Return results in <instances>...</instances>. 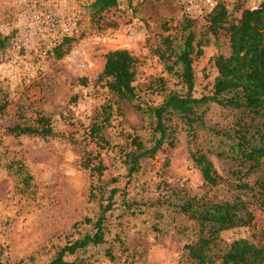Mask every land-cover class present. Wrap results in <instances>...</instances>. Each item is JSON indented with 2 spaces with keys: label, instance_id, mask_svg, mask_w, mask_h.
<instances>
[{
  "label": "rangeland",
  "instance_id": "1",
  "mask_svg": "<svg viewBox=\"0 0 264 264\" xmlns=\"http://www.w3.org/2000/svg\"><path fill=\"white\" fill-rule=\"evenodd\" d=\"M27 1L0 0V39L7 40L0 48V259L6 264H48L63 245L93 231L99 205L91 192L99 198L92 188L105 179L82 162L94 152L106 164L104 177L115 178L108 190L118 191L106 214L104 242L80 251L78 258L88 264H192L184 246L198 238V226L176 204L191 196L213 201L237 194L259 196L254 182L260 171L251 174L249 187L242 189L229 173L228 161L216 154L228 150L240 110L215 103L204 107V122L212 132L197 130L192 142L173 117V145H163L155 159H142L131 177L123 154L132 137L148 146L154 136L152 121L135 104L155 106L168 91H186L173 58L167 63L159 58L158 52L169 54L165 38L180 44L190 20L202 49L193 57L192 94L201 96L211 92L217 74L214 58L229 53L227 36L208 31L209 12L198 0L189 11L180 0H121L119 10L100 17L91 13L92 0H44L60 20L55 30L36 27ZM218 2L231 13L238 3L253 8L261 0ZM72 15L76 29L61 37V24ZM67 38L70 41L63 43ZM61 43L64 53L56 57L54 48ZM120 48L138 59L133 82L137 101L117 100L99 79L105 54ZM104 106L110 107L103 129L109 144L101 148L87 133L89 124L103 117ZM36 112L50 118L54 136L7 132L5 127L15 122L33 123ZM190 149L208 150L221 176L217 186L203 182ZM260 198L262 202L250 206L253 224L222 231L215 251H224L236 239L264 244Z\"/></svg>",
  "mask_w": 264,
  "mask_h": 264
},
{
  "label": "trees",
  "instance_id": "2",
  "mask_svg": "<svg viewBox=\"0 0 264 264\" xmlns=\"http://www.w3.org/2000/svg\"><path fill=\"white\" fill-rule=\"evenodd\" d=\"M120 1L92 0L88 6L92 15L100 17L109 11L119 10ZM242 6V3L236 4L229 13L225 3L218 2L207 15L208 31L213 35L222 31L227 36L229 46L228 54H219L214 58L217 74L208 94H192L195 78L193 57L201 54L202 49L200 40H196L195 33L190 30V20L186 19L184 28L188 30L180 44H173L168 37L165 38L169 54L158 52L159 58L164 63L173 58V63L180 67L179 76L186 91H168L155 106L142 107L135 104L152 121L154 136L148 146L139 137H132L130 149L123 154L126 175L131 177L139 170L142 159H155L163 145H173V117L180 120L192 142L197 130L212 132L204 122V107L215 103L221 107L240 110L234 135L228 139V150L216 151V154L228 161L229 173L237 181L236 186L242 189L249 187L246 179L260 171L261 174L254 182L259 196L243 198L237 194L219 201L191 196L176 204L178 211L198 226V238L184 246L192 264H264V244L256 245L246 239L233 240L224 251H215L222 231L253 224L254 214L250 206L262 202L260 196L264 198V0L253 8ZM69 41L67 38L63 43ZM6 43L5 38L0 39V48H4ZM63 43L54 48L56 57L63 55ZM137 65L138 59L127 49L108 51L99 79L105 81L108 90L117 100L137 101L133 85ZM159 81L162 84V79ZM108 109L109 106H104L103 117L92 121L88 126L87 137L101 148L109 144L103 136L105 123L110 116ZM5 128L14 135H55L50 118L42 112H36L31 124L15 122ZM189 154L199 169L203 182L217 186L221 176L208 157V150L190 149ZM82 164L98 178L105 179L92 188L93 191H99V198L95 192H91L93 198L98 199L99 205L97 216L93 220V231L63 245L48 264H88L78 258L77 254L105 240L106 214L113 208L118 191L115 187L108 190V187L115 182V178L104 177L107 167L100 153L89 152ZM123 203L131 208V203L127 200ZM67 256H74V259L68 260ZM0 264L6 263L0 259Z\"/></svg>",
  "mask_w": 264,
  "mask_h": 264
},
{
  "label": "built area",
  "instance_id": "3",
  "mask_svg": "<svg viewBox=\"0 0 264 264\" xmlns=\"http://www.w3.org/2000/svg\"><path fill=\"white\" fill-rule=\"evenodd\" d=\"M197 0H180V2L189 11L191 4ZM201 1L210 13L216 6L217 0H198ZM27 7L31 14V19L37 28L45 27L55 30L59 26V18L46 5L44 0H28ZM62 23V22H61ZM76 29V18L74 15L70 16L66 24H61V37L72 34ZM60 41V38H58Z\"/></svg>",
  "mask_w": 264,
  "mask_h": 264
}]
</instances>
